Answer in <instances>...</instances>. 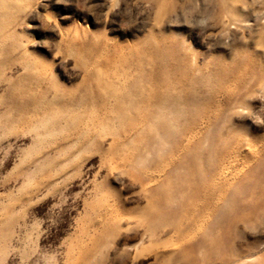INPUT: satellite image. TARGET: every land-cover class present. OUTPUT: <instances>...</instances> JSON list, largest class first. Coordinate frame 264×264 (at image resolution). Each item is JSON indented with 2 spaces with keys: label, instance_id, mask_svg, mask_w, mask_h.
Segmentation results:
<instances>
[{
  "label": "rangeland",
  "instance_id": "obj_1",
  "mask_svg": "<svg viewBox=\"0 0 264 264\" xmlns=\"http://www.w3.org/2000/svg\"><path fill=\"white\" fill-rule=\"evenodd\" d=\"M0 264H264V0H0Z\"/></svg>",
  "mask_w": 264,
  "mask_h": 264
}]
</instances>
